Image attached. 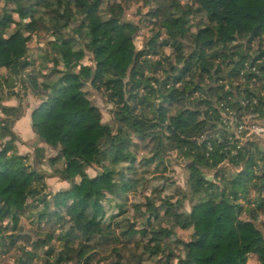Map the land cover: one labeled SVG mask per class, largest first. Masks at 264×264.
Instances as JSON below:
<instances>
[{
  "label": "trees",
  "instance_id": "16d2710c",
  "mask_svg": "<svg viewBox=\"0 0 264 264\" xmlns=\"http://www.w3.org/2000/svg\"><path fill=\"white\" fill-rule=\"evenodd\" d=\"M0 4V223L11 219L18 226L21 216L42 207L40 223L59 229L48 242L56 238L63 248L46 253L56 258L52 264H70L73 257L91 264L103 253L99 262L109 264H249V255L264 264L258 225L264 219V148L251 144L232 156L225 143L209 153L207 143L198 144L217 128V106L228 98L225 84L208 88L204 78H222L234 64L232 74L239 72L250 50L246 40L264 35V0ZM137 4L148 9L144 20L151 25L144 49L136 43L142 26L126 18ZM41 33L49 37V51L36 68L29 43ZM88 86L112 107L110 123L88 98ZM28 94L37 103L33 132L57 151L47 161L42 149L31 162L17 147L13 127L25 115ZM14 99L17 106L5 104ZM173 153L184 162L187 189L167 194L173 181L164 176ZM43 162L62 163L56 172L70 187L47 193V177L36 168ZM241 165V173L233 171ZM179 229L190 233L188 240ZM25 254L22 264L37 257Z\"/></svg>",
  "mask_w": 264,
  "mask_h": 264
},
{
  "label": "rangeland",
  "instance_id": "374dc122",
  "mask_svg": "<svg viewBox=\"0 0 264 264\" xmlns=\"http://www.w3.org/2000/svg\"><path fill=\"white\" fill-rule=\"evenodd\" d=\"M140 5H133L131 9L127 13V20L133 21L135 23H139L142 26L141 31L138 34L136 39V43L138 48L144 49L147 45L148 41L151 39V25L147 24L144 20V15L148 9L141 8ZM3 7L0 4V9ZM48 39L49 37L45 33H41L38 37H35L29 43V55L34 61L36 62V68L41 66L44 62L42 57L45 55L46 51H49L48 46ZM245 50L246 48L250 50L246 53H243L245 59H251L252 56H258L264 52V35L255 38H249L246 40L244 44ZM171 49L166 48L165 53L167 55H171ZM238 58V57H237ZM235 59V61L237 60ZM234 65H231L228 69H226L224 75L220 76L213 73V79L204 78V82L208 83L210 86L208 88L216 87L220 84L221 80L228 81L230 88H236L241 86L242 82L239 77L232 74V71L236 68ZM235 66V67H234ZM238 68V65H237ZM0 73H4V70L0 66ZM219 79V80H218ZM221 79V80H220ZM218 80V81H217ZM218 83V84H217ZM254 88H261L264 90V80L258 81V83H253ZM87 95L88 98L94 103L96 107L100 109L103 114V120L105 123L111 122V110L112 107L108 105L105 100L102 98L100 94L94 91L91 87H87ZM206 94L209 95V91H206ZM6 105H18V100L14 99L10 102H6ZM24 104L26 105V112L25 115L16 120L13 131L18 136L20 141L17 143V147L19 152L22 154L28 153L27 155L30 156L31 162H34L35 153L38 149H42L44 151L43 155L46 158V161L50 157H54L57 155V151L50 149L48 146L43 144L38 136L33 132L31 127V112L32 109L35 108L37 103L35 102L34 97L31 94H28L26 99H24ZM204 109L207 110V107L204 106ZM0 118L1 113H0ZM264 147V144L262 145ZM172 158L174 159L173 162L170 164L169 171L164 176V178L169 179L170 182L173 181L169 187L166 188L167 194H173L176 192V188L187 189V179L188 174L186 172L184 162L180 160H176V153H173ZM36 167V165H35ZM37 170L41 171L46 177V183L48 185L47 193L51 195H55L60 191H64L70 187V184L67 182L62 181L58 175L57 170L60 171L63 169L62 163H57L55 166H51L48 162H43V165L37 166ZM225 172V168L222 169ZM228 171V170H227ZM230 172V171H229ZM91 174L93 172L91 171ZM156 174V173H155ZM159 174V173H158ZM205 175L209 179H213V173L209 171H205ZM150 176L155 177L154 173H150ZM161 185V182H159ZM162 186V185H161ZM140 190L137 191L139 194ZM133 197V196H132ZM134 200V198H132ZM135 200L142 201V197L137 196ZM42 211V207H38L35 211L29 212V214L25 216H21V220L16 226L11 219H6L3 223H0L1 233H0V264H22V260L27 261V256L25 253H32L36 254V258L32 264H45V260L49 257L46 256V253L50 251V248L55 249V253H59L63 248L59 246V243L56 238H53L51 242H48V235L54 232L55 228L54 223L46 224V222L40 223L38 220V215ZM55 222V221H53ZM264 219L261 218L259 220V228L264 231ZM2 224V225H1ZM59 230V229H58ZM178 236L180 238H184L186 240L189 239L190 233L184 230H178ZM58 234V232H57ZM12 235L11 237H9ZM17 236L18 238L15 239L14 237ZM14 242V246H12L11 242ZM38 242H45V246L42 247L40 250L35 251L34 246ZM110 254V250L108 251ZM107 254H100L99 257L95 259V261H91V264H109L110 260L108 261H101L99 262L100 258H104ZM50 263H56V258H49ZM249 264H257V257L255 255H249ZM70 264H79L77 259L73 257V260ZM84 264V263H80Z\"/></svg>",
  "mask_w": 264,
  "mask_h": 264
},
{
  "label": "built area",
  "instance_id": "2783aa9c",
  "mask_svg": "<svg viewBox=\"0 0 264 264\" xmlns=\"http://www.w3.org/2000/svg\"><path fill=\"white\" fill-rule=\"evenodd\" d=\"M238 71L235 76L244 83L236 88L232 85L230 88L228 81H220V84H225V91L228 93L227 101L217 106L220 111V121L215 130L205 132L198 139L199 145L207 143L208 153L213 151V145L217 143H225L223 149L230 150L232 156H237L251 144H264V103L261 102L263 105L260 106L259 101L264 100V90L255 89L253 85L264 80V52L252 56L251 59H245ZM223 167L230 168L231 165L225 162ZM242 170V165L241 168L233 169L237 173H241Z\"/></svg>",
  "mask_w": 264,
  "mask_h": 264
},
{
  "label": "crops",
  "instance_id": "0c3cea01",
  "mask_svg": "<svg viewBox=\"0 0 264 264\" xmlns=\"http://www.w3.org/2000/svg\"><path fill=\"white\" fill-rule=\"evenodd\" d=\"M25 154H28V153H25ZM25 154H24V155H25Z\"/></svg>",
  "mask_w": 264,
  "mask_h": 264
}]
</instances>
